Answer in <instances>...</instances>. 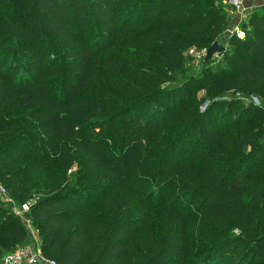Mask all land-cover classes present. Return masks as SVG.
Wrapping results in <instances>:
<instances>
[{
  "label": "trees",
  "instance_id": "16d2710c",
  "mask_svg": "<svg viewBox=\"0 0 264 264\" xmlns=\"http://www.w3.org/2000/svg\"><path fill=\"white\" fill-rule=\"evenodd\" d=\"M228 19L218 0H0V182L27 202L53 170L28 212L44 257L264 264V3L221 64L183 71ZM26 238L0 208L5 255Z\"/></svg>",
  "mask_w": 264,
  "mask_h": 264
},
{
  "label": "rangeland",
  "instance_id": "374dc122",
  "mask_svg": "<svg viewBox=\"0 0 264 264\" xmlns=\"http://www.w3.org/2000/svg\"><path fill=\"white\" fill-rule=\"evenodd\" d=\"M219 4L225 9L227 5L224 4L225 0H218ZM246 6H244V11L240 13L241 16L236 17L237 21L234 26H229L230 20H228L225 29L223 30L222 34L220 35L218 41L221 43H225L228 40V37L231 33H234L236 31H241L242 29L239 27L241 23H245L248 20V16L251 12L257 10L260 8L261 0H253L252 2H248ZM228 7V6H227ZM233 11V10H232ZM234 12V11H233ZM230 17V16H228ZM238 28V29H237ZM208 49V48H207ZM207 49L199 50L198 48H191L185 52V64L183 67V71L185 72V75L192 74L195 72H199L204 66L205 56ZM204 52V56H202V53ZM223 60V57L221 54H216L212 58L211 62L213 65L215 64H221ZM134 65L137 66L138 69L144 70V67H150L152 66V62L144 61L140 56H135L131 60ZM172 77L175 78L174 81L167 84H175L179 82L181 77L183 76L181 71H177L170 74ZM199 94H203L202 91L199 92ZM16 120L20 119V116H17L15 118ZM76 170V167L73 168L72 171H68V175L72 174ZM29 177L32 179L33 183L35 184L36 188H38V192H36V196L29 198L27 200V203L33 202L34 198H38L41 195V190L46 188L45 186L53 185L56 182V178L54 177V172L49 167L45 166L43 168H35L32 171H30ZM7 190V189H6ZM24 202L18 201L11 197L8 190L5 194L0 193V208L4 210L6 215L13 216L17 221L23 223L26 225L27 228V238L23 245L16 247L17 248H25L29 250H33L34 252H38L40 249V239L37 230H35L31 224H29V217L28 213H16V211L20 208L21 204ZM203 238L199 237L198 241H201ZM6 250L2 249L0 247V263L2 258L5 256Z\"/></svg>",
  "mask_w": 264,
  "mask_h": 264
},
{
  "label": "built area",
  "instance_id": "2783aa9c",
  "mask_svg": "<svg viewBox=\"0 0 264 264\" xmlns=\"http://www.w3.org/2000/svg\"><path fill=\"white\" fill-rule=\"evenodd\" d=\"M225 5H227L231 10L236 13H241L244 11L243 0H225ZM238 29V28H237ZM238 36H243L244 32L236 31L234 32ZM204 56V52L202 53ZM256 103H260L257 98H254ZM7 192L4 185L0 182V193L5 194ZM30 210V204L24 202L21 204L20 208L16 211V213H28ZM29 222V221H28ZM30 224V222H29ZM58 264L55 260H50L44 257L39 249L38 252H34L33 250L25 249V248H17L14 251L6 254L0 264Z\"/></svg>",
  "mask_w": 264,
  "mask_h": 264
},
{
  "label": "water",
  "instance_id": "95a60500",
  "mask_svg": "<svg viewBox=\"0 0 264 264\" xmlns=\"http://www.w3.org/2000/svg\"><path fill=\"white\" fill-rule=\"evenodd\" d=\"M225 50H226V46L223 43H221L218 40L213 42V44L210 47H208L206 51L205 61H209L214 57V55L221 54L225 52Z\"/></svg>",
  "mask_w": 264,
  "mask_h": 264
},
{
  "label": "crops",
  "instance_id": "0c3cea01",
  "mask_svg": "<svg viewBox=\"0 0 264 264\" xmlns=\"http://www.w3.org/2000/svg\"><path fill=\"white\" fill-rule=\"evenodd\" d=\"M253 0H243V5L246 6L247 4H249L248 2H252ZM264 3V0H261V4ZM261 6V5H260ZM225 11L227 13V16H230L228 17L230 20V24H228L229 26H234L236 24V17H239L241 16L240 13H236V12H233L229 7H225Z\"/></svg>",
  "mask_w": 264,
  "mask_h": 264
}]
</instances>
